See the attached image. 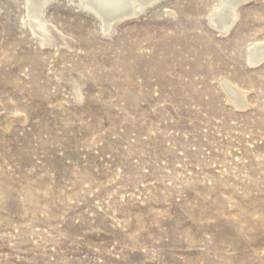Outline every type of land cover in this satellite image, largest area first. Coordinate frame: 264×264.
<instances>
[{
    "label": "rangeland",
    "instance_id": "rangeland-1",
    "mask_svg": "<svg viewBox=\"0 0 264 264\" xmlns=\"http://www.w3.org/2000/svg\"><path fill=\"white\" fill-rule=\"evenodd\" d=\"M217 4L163 0L105 36L54 0L43 46L0 0V264H264V1L226 35Z\"/></svg>",
    "mask_w": 264,
    "mask_h": 264
},
{
    "label": "bare ground",
    "instance_id": "bare-ground-1",
    "mask_svg": "<svg viewBox=\"0 0 264 264\" xmlns=\"http://www.w3.org/2000/svg\"><path fill=\"white\" fill-rule=\"evenodd\" d=\"M54 0H23L25 4L26 21L23 22L25 28L28 27L30 35L37 38L44 46L54 44L56 40L53 29L45 18L48 7ZM57 1V0H56ZM78 5L84 12L90 13L97 20L100 29L110 35L115 26L127 18L134 17L145 10L163 2V0H69ZM250 0H218V4L209 17V23L215 25L220 34H226L238 18V8L241 4ZM264 1V0H263ZM54 3V2H53ZM237 23V22H236ZM56 45V44H55ZM254 46V45H253ZM264 60V43L256 44L249 49L247 61L249 65H254ZM63 71H61L62 73ZM226 81L220 80L218 86L224 88ZM228 85V84H227ZM225 87L222 89L227 96L229 103L235 108L245 107L246 94L235 90V88ZM247 107V106H246Z\"/></svg>",
    "mask_w": 264,
    "mask_h": 264
},
{
    "label": "water",
    "instance_id": "water-1",
    "mask_svg": "<svg viewBox=\"0 0 264 264\" xmlns=\"http://www.w3.org/2000/svg\"><path fill=\"white\" fill-rule=\"evenodd\" d=\"M252 1H257V0H250V1H247V2H245V3H243V4H241V5L239 6V8L242 7L243 5L247 4V3L252 2ZM239 8H238V10H239ZM142 13H143V12H142ZM142 13H140V14H138V15H135L134 17L127 18V19L123 20L122 22L118 23V25L121 24V23H123V22H125V21L131 20V19H135V18L139 17ZM88 14H90V13H88ZM91 15H92V14H91ZM234 25H235V23H234ZM234 25H233V26H234ZM116 26H117V25H116ZM116 26H115V28H116ZM209 26H211L212 28H214L215 30H217L216 27H215V25H212V24L209 23ZM233 26H232V27H233ZM232 27H231V28H232ZM230 30H231V29H230ZM230 30H229V31H230ZM101 31H102V33H103L105 36H111V35H112V34H111V35H108L107 32H104L103 30H101ZM229 31H228V32H229ZM228 32H227V33H228ZM227 33H226V34H227ZM226 34H225V35H226ZM263 62H264V60H262V61H260V62H258V63H256V64H254V65H251V66L256 67V66H259L260 64H262ZM225 87H229V86L227 85V83H225L224 88H225ZM224 88H222V89H224ZM222 89H221V90H222ZM225 89H226V88H225ZM223 92H224V91H223ZM244 109H246V106L243 107V108H239L238 110H244Z\"/></svg>",
    "mask_w": 264,
    "mask_h": 264
}]
</instances>
